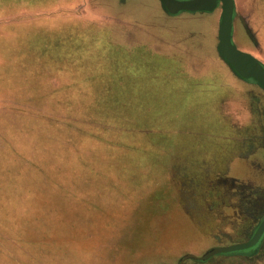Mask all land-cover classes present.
<instances>
[{
  "label": "rangeland",
  "instance_id": "rangeland-1",
  "mask_svg": "<svg viewBox=\"0 0 264 264\" xmlns=\"http://www.w3.org/2000/svg\"><path fill=\"white\" fill-rule=\"evenodd\" d=\"M255 1L236 0L233 38L264 64L247 25ZM220 16H171L159 0H0V233L14 236L31 189L63 201L52 173L72 160L86 175L63 184L87 183L90 202L80 215L70 204L73 223L56 218L51 249L35 235L38 264H180L248 242L264 216V91L220 58ZM167 58L202 78L156 82ZM121 89L119 116L135 118L139 91L151 127L89 104ZM183 264H264V241L254 256Z\"/></svg>",
  "mask_w": 264,
  "mask_h": 264
},
{
  "label": "crops",
  "instance_id": "crops-1",
  "mask_svg": "<svg viewBox=\"0 0 264 264\" xmlns=\"http://www.w3.org/2000/svg\"><path fill=\"white\" fill-rule=\"evenodd\" d=\"M260 1L264 2V0H260ZM246 3H247V0H246ZM254 3H257L256 6H258V8H257V11L251 10L250 21H249V24L247 23V25H248L250 31L253 32L255 37H256V39L254 41L257 42L258 47L261 48V46H264V28H263V25H264V6L262 4L261 8L259 9L258 0H256ZM235 5L237 7L236 0H235ZM236 11L238 12V8H236ZM238 14H239V12L237 13V17H238ZM234 24H236V23L234 22ZM242 25H243L244 30H245L246 29V23L244 21L242 22ZM234 30H235V27H234ZM47 46H48V44H47ZM155 60H156L155 67H158L157 62H160V59H158V60L155 59ZM184 62H188V61L186 60ZM189 62H191V61H189ZM162 63L164 65V67H162L163 71H162V73H160V74H162V76L158 73L159 75L151 77L156 82L158 80H161V81L163 80L164 83H167V82L173 81V80L181 81L184 79V81L185 80L188 81V84L191 86L192 84H195L196 82H198L195 80L202 78L200 75L201 71L197 70L196 68L193 69L194 71H191L188 73L190 75L183 74L184 71H182V68L180 66V62L177 61V63L179 64V66H178L175 59H173V58L164 59V61ZM169 69H171V70H169ZM167 71L168 72L173 71V75L171 74V72L167 73ZM129 78L132 81L133 80L135 81L134 77L131 76ZM189 80L194 81V82H191ZM182 85H183V83H181V86ZM132 86H135V83H132ZM181 86L179 89L178 88L176 89V90H178L179 93L181 91H183ZM112 91L113 92H111L110 90L101 91L100 94H104V93H113V94H105L104 96L101 95V97H98V99L95 98L92 103H89V104H93L92 108H97V106H99V108H100V110H98L99 117L111 115L110 117H111V120L114 121V124L117 121H122V119H126V120L131 119V121L133 120L135 122L133 125L136 124V127L140 125L143 129L144 128L147 129V128L152 126V125H149L147 123H143V124L140 123L141 117L137 116V112H136L137 109L135 108V103H138V101H139V97H138V95H140L139 91H135L132 89L131 93H130V95L132 97V102L130 105H131L132 110L136 114V116H134L135 118H133V117L126 118L123 116H119V114L123 111V108L121 106L122 103L120 102V98L123 95V89L119 90L118 92H116L115 90H112ZM145 91L146 90H141V92H143V93H145ZM146 92H147V94L149 93L148 91H146ZM172 92H173L172 90H168V93L172 94ZM168 97H171V96H168ZM159 102L162 103V105L164 104V102L162 100H160ZM145 117H146V115L144 117H142V120ZM117 118H119V119L117 120ZM206 126H204V128H206ZM98 127H101V126H98ZM74 162H76V161L71 160V164H73ZM71 164H68V166L66 168H62V166L59 168H55V173H52L53 175H57V176L61 175V178L58 181L60 183V185H58L56 190H57V192L61 191L62 193L66 194L63 198V201L60 203H59V201H57L55 199L56 198L55 195H52V197H50L52 201L49 198H48L49 200H47V199L44 200V201H47L50 203V211L52 214L51 216H52V220H53L52 222L53 223H54V221H56V218H59V222H61L63 224H65V223L70 224V222L73 223V220L71 219V211H73V210H72L70 204L74 203L73 204L74 208H76V210H77L76 214L80 215V213H78L79 212L78 208H79L80 204L85 205V204L90 202V200L88 198L85 199V197H84V196H86L84 193L88 190V187H87L88 184L87 183H83L81 185L73 184L71 188L69 186H67V184H66V186L63 184L64 177H62V176L66 177L67 174H68V176L71 173H74L75 175H86L85 173H82L83 171L85 172V169L79 167V166H81V164L78 166L73 164L76 166L75 169H73V170H71L69 168V166ZM60 170H61V172H60ZM66 180L69 181L70 179L66 177ZM53 181H54V179H53ZM53 185H54V182H52L51 186H53ZM97 190H98V188H94V187L91 188L90 187V189L88 191V195H91L92 192L97 191ZM74 193L77 196H75ZM45 195L46 196L48 195L47 191L45 192ZM86 197H88V196H86ZM71 198H72V201H71ZM66 218L70 222L66 221ZM76 222H78V221H76ZM18 223H21V221H19ZM55 232H57V231H55ZM40 238L42 239V237H40ZM11 240L12 239L10 238V236H7L4 233H2V234L0 233V264H38L37 261L32 257V254H28V253H26V250L23 251L21 247L15 246L14 245L15 243L13 244L11 242ZM12 247H14V248L12 249Z\"/></svg>",
  "mask_w": 264,
  "mask_h": 264
},
{
  "label": "water",
  "instance_id": "water-1",
  "mask_svg": "<svg viewBox=\"0 0 264 264\" xmlns=\"http://www.w3.org/2000/svg\"><path fill=\"white\" fill-rule=\"evenodd\" d=\"M164 11L171 16L180 13H210L217 6L221 8L219 22L218 53L222 61L240 80L256 83L264 91V64L253 55L239 50L234 42V21L236 16L235 0H159ZM264 241V217L261 219L248 242L225 248H215L204 257L187 256L183 264L192 258L205 262L219 255L254 256Z\"/></svg>",
  "mask_w": 264,
  "mask_h": 264
},
{
  "label": "trees",
  "instance_id": "trees-1",
  "mask_svg": "<svg viewBox=\"0 0 264 264\" xmlns=\"http://www.w3.org/2000/svg\"><path fill=\"white\" fill-rule=\"evenodd\" d=\"M46 177H48V174H46L45 179ZM52 182L53 181L46 182V188H50L49 185H51ZM46 191H44V189L38 190V193H35L33 189L29 191L30 195L33 196V199L26 202V204H21L20 207V214L23 213L22 218L24 221L20 224H18L17 221L16 227L11 228L9 231L10 233H15L13 237H10L12 239V243H15L14 245L17 247H21L23 250H26V253L32 254V257L35 260L39 255V250L37 246H35L37 243L34 242V240L37 239L35 235L42 237V240L46 243H44L45 247L49 250L53 246L52 241H54V239L51 238L54 237L53 235L56 233L52 222L50 203L44 201L48 198V195H45ZM40 216L43 217V220ZM40 221L42 223H40ZM0 224L2 226L4 221L1 220Z\"/></svg>",
  "mask_w": 264,
  "mask_h": 264
},
{
  "label": "flooded vegetation",
  "instance_id": "flooded-vegetation-1",
  "mask_svg": "<svg viewBox=\"0 0 264 264\" xmlns=\"http://www.w3.org/2000/svg\"><path fill=\"white\" fill-rule=\"evenodd\" d=\"M263 217H264V216H263ZM263 217H262V218H263Z\"/></svg>",
  "mask_w": 264,
  "mask_h": 264
}]
</instances>
